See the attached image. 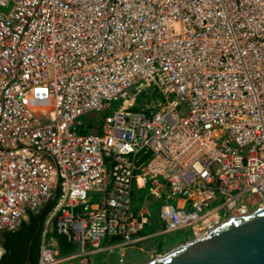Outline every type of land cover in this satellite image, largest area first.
Instances as JSON below:
<instances>
[{
  "label": "built area",
  "instance_id": "obj_1",
  "mask_svg": "<svg viewBox=\"0 0 264 264\" xmlns=\"http://www.w3.org/2000/svg\"><path fill=\"white\" fill-rule=\"evenodd\" d=\"M135 188L164 234L264 208V0H0V235L57 195L37 264L133 247Z\"/></svg>",
  "mask_w": 264,
  "mask_h": 264
},
{
  "label": "water",
  "instance_id": "obj_2",
  "mask_svg": "<svg viewBox=\"0 0 264 264\" xmlns=\"http://www.w3.org/2000/svg\"><path fill=\"white\" fill-rule=\"evenodd\" d=\"M25 264H29V248ZM147 264H264V208L237 216L206 236L177 246Z\"/></svg>",
  "mask_w": 264,
  "mask_h": 264
},
{
  "label": "crops",
  "instance_id": "obj_3",
  "mask_svg": "<svg viewBox=\"0 0 264 264\" xmlns=\"http://www.w3.org/2000/svg\"><path fill=\"white\" fill-rule=\"evenodd\" d=\"M162 199L153 197L151 204L149 203L150 193L147 189H134L133 193V211L138 218L146 221L144 229L137 235L138 242L130 248L121 250L122 256L116 254H109L105 252L107 245L117 243V238H106L100 245V249L89 247L90 253L85 256H76L73 259L65 260L61 264H139L144 256L155 258L160 256L158 251L162 248L158 241H154L163 235L164 223L159 217L160 209L165 204L164 196ZM52 244L58 251L60 258L68 255L77 254V247L66 241L63 236L57 235L52 229ZM137 253L135 260L126 261V256L130 258L131 254ZM121 260V261H120Z\"/></svg>",
  "mask_w": 264,
  "mask_h": 264
},
{
  "label": "trees",
  "instance_id": "obj_4",
  "mask_svg": "<svg viewBox=\"0 0 264 264\" xmlns=\"http://www.w3.org/2000/svg\"><path fill=\"white\" fill-rule=\"evenodd\" d=\"M57 204V195L44 203L38 211L30 213L28 220L23 222L13 233L4 232L0 235V244L5 249L0 264H25L29 248V264H37L39 247L45 219Z\"/></svg>",
  "mask_w": 264,
  "mask_h": 264
},
{
  "label": "rangeland",
  "instance_id": "obj_5",
  "mask_svg": "<svg viewBox=\"0 0 264 264\" xmlns=\"http://www.w3.org/2000/svg\"><path fill=\"white\" fill-rule=\"evenodd\" d=\"M130 98L133 100L131 103L133 109H146L147 107H150L151 105H155L157 100L160 98L155 91H153L151 88H147L146 90H133L130 94ZM121 105V101L113 103L111 106V110L106 111L104 114L99 113H93L90 115L83 116L79 119L81 122V129H83V132H94L96 131L95 125L99 123L106 115L111 114L113 111L119 108ZM185 113V111H183ZM153 196L150 194L149 203L151 204L153 201ZM162 199V197H160ZM95 202V200H94ZM197 236H193V232L191 228H186L183 230H179L170 234H165L162 237L154 240L155 242L158 241L162 246L160 250L158 251L160 256H164L170 252H172L177 246L182 245L186 242L193 241L194 239L198 238ZM105 252L109 254H118L120 257L122 256L121 250H106ZM137 253L134 251V253L131 254L130 258L126 256V261L128 260H135L137 258ZM153 256L147 257L144 256L139 264H147L151 260H153ZM121 261V260H120Z\"/></svg>",
  "mask_w": 264,
  "mask_h": 264
},
{
  "label": "bare ground",
  "instance_id": "obj_6",
  "mask_svg": "<svg viewBox=\"0 0 264 264\" xmlns=\"http://www.w3.org/2000/svg\"><path fill=\"white\" fill-rule=\"evenodd\" d=\"M128 103L130 104L131 102H130V101H127V102L125 103V105L128 104ZM198 235H199V234H198ZM203 236H206V235H199L198 238H201V237H203Z\"/></svg>",
  "mask_w": 264,
  "mask_h": 264
}]
</instances>
